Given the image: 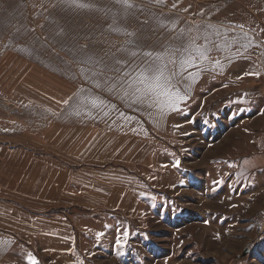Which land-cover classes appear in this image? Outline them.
<instances>
[{"label":"rangeland","instance_id":"obj_1","mask_svg":"<svg viewBox=\"0 0 264 264\" xmlns=\"http://www.w3.org/2000/svg\"><path fill=\"white\" fill-rule=\"evenodd\" d=\"M126 165L135 213L61 204ZM33 261L264 264V0H0V264Z\"/></svg>","mask_w":264,"mask_h":264},{"label":"crops","instance_id":"obj_2","mask_svg":"<svg viewBox=\"0 0 264 264\" xmlns=\"http://www.w3.org/2000/svg\"><path fill=\"white\" fill-rule=\"evenodd\" d=\"M111 136L113 137V135ZM109 138L111 137L108 133L96 127L90 130V136L86 141L87 145L85 146L84 142L79 153L81 156L85 154L88 157L103 161L101 144L107 142ZM100 139L103 140L101 144H99ZM133 172L135 171H132L126 165L125 167H115L107 173L99 172L94 176V178L100 177L97 179H83V181L71 179L72 183L69 189L72 188V196L66 193L69 185L67 184V178H64L60 183L58 192L60 194L64 191V199L61 204L65 208L83 213L89 219L94 217L103 219L107 217V214L122 216V214L135 213L137 180ZM146 173L151 174L148 171ZM105 174L107 177H105ZM94 213H98V215L94 216Z\"/></svg>","mask_w":264,"mask_h":264},{"label":"snow or ice","instance_id":"obj_3","mask_svg":"<svg viewBox=\"0 0 264 264\" xmlns=\"http://www.w3.org/2000/svg\"><path fill=\"white\" fill-rule=\"evenodd\" d=\"M138 79L145 84V89L150 94L157 96V98L160 96H166L169 103H173L175 99H179L178 95L173 96V94L168 91L167 87L163 83V71L159 68H152V66H149L145 72L141 73ZM33 264H36V262L33 261Z\"/></svg>","mask_w":264,"mask_h":264}]
</instances>
